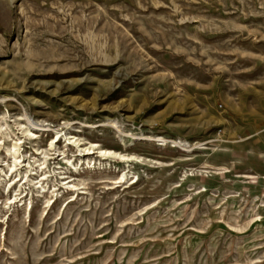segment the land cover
Returning a JSON list of instances; mask_svg holds the SVG:
<instances>
[{"label": "rangeland", "instance_id": "rangeland-1", "mask_svg": "<svg viewBox=\"0 0 264 264\" xmlns=\"http://www.w3.org/2000/svg\"><path fill=\"white\" fill-rule=\"evenodd\" d=\"M0 264H264V0H0Z\"/></svg>", "mask_w": 264, "mask_h": 264}, {"label": "bare ground", "instance_id": "bare-ground-1", "mask_svg": "<svg viewBox=\"0 0 264 264\" xmlns=\"http://www.w3.org/2000/svg\"><path fill=\"white\" fill-rule=\"evenodd\" d=\"M154 140H156V141H160V140H162L160 137H155V139Z\"/></svg>", "mask_w": 264, "mask_h": 264}]
</instances>
